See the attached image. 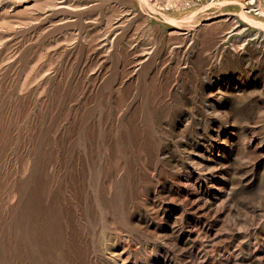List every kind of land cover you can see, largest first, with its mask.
Wrapping results in <instances>:
<instances>
[{
  "label": "rangeland",
  "instance_id": "obj_1",
  "mask_svg": "<svg viewBox=\"0 0 264 264\" xmlns=\"http://www.w3.org/2000/svg\"><path fill=\"white\" fill-rule=\"evenodd\" d=\"M257 2L0 0V264H264Z\"/></svg>",
  "mask_w": 264,
  "mask_h": 264
},
{
  "label": "built area",
  "instance_id": "obj_2",
  "mask_svg": "<svg viewBox=\"0 0 264 264\" xmlns=\"http://www.w3.org/2000/svg\"><path fill=\"white\" fill-rule=\"evenodd\" d=\"M255 0H251V4L254 3ZM246 9V8H244ZM252 11L254 12L255 15H262L264 14L262 8L259 6L258 2L255 3V5L251 8ZM251 9L247 10V11H250Z\"/></svg>",
  "mask_w": 264,
  "mask_h": 264
},
{
  "label": "bare ground",
  "instance_id": "obj_3",
  "mask_svg": "<svg viewBox=\"0 0 264 264\" xmlns=\"http://www.w3.org/2000/svg\"><path fill=\"white\" fill-rule=\"evenodd\" d=\"M242 13V12H241ZM242 15H243V13H242ZM245 18L244 19H247V20H245V21H248L250 24H254V23H256L255 21H253V20H251V19H248L246 16H244ZM241 18H243V17H241ZM261 23V22H260ZM262 24V29L264 28L263 26H264V23H261ZM255 25H258L259 26V24H255Z\"/></svg>",
  "mask_w": 264,
  "mask_h": 264
}]
</instances>
